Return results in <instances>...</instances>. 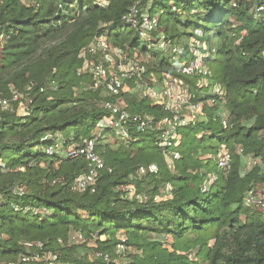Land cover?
I'll return each instance as SVG.
<instances>
[{"label": "trees", "instance_id": "1", "mask_svg": "<svg viewBox=\"0 0 264 264\" xmlns=\"http://www.w3.org/2000/svg\"><path fill=\"white\" fill-rule=\"evenodd\" d=\"M134 5L159 15V30L177 43L198 37L215 48L207 58L211 76L228 92L225 117L220 104L206 103L209 121L180 129L175 169L156 132L121 143L107 142L112 130L93 133L110 96L78 70L80 50L97 36L147 59L144 80L167 72L196 82L177 71L174 56L140 48L143 38L123 21ZM12 89L33 103L26 116L14 108L0 117V261L18 259L29 252L26 241L42 240L61 264H105L96 252L117 258L125 235L122 264H264V205L245 204L251 191L264 200V0H0V98ZM121 98L132 113L169 114L137 93L122 91ZM207 134L208 153L199 155ZM72 136L99 137L97 151L113 169L101 172L95 192L74 189L88 171L83 157L33 149ZM223 146L232 161L219 169ZM246 158L259 163L244 174ZM153 162L158 174L138 175ZM211 173L218 179L206 184ZM129 182L146 201L123 196L120 187ZM19 187L24 194L15 193Z\"/></svg>", "mask_w": 264, "mask_h": 264}, {"label": "built area", "instance_id": "2", "mask_svg": "<svg viewBox=\"0 0 264 264\" xmlns=\"http://www.w3.org/2000/svg\"><path fill=\"white\" fill-rule=\"evenodd\" d=\"M123 21L135 28L143 39L157 43L159 49L171 51L175 59L177 57L186 59L181 64L174 65L180 74L195 76L196 82L192 84L183 77L167 72L163 73L161 80L157 78H153L151 82L144 80L149 73L147 59L132 55L128 48L113 45L106 36L95 37L92 43L79 52L83 64L78 72L89 74L93 78V90H101L106 96H110L102 103L108 115L100 118L97 123L99 137H103L101 132L107 129L116 132L124 140L130 139L134 134L156 132V145L165 153L167 166L175 169L176 162L181 158V153L177 149L182 139L180 129L206 121L209 118L205 109L206 103L220 104V108L224 109L222 116L225 117L227 114L225 108L228 100L227 89L212 78L207 62V58L215 52V48L198 37L186 43L175 42L159 30V15H151L148 8L141 9L134 5L124 16ZM44 90L45 87L41 88V91ZM122 91L149 98L169 114L159 118L155 114L132 113L121 98ZM32 103V97H26L18 90L12 89L10 97L0 98V117L3 112L14 108L18 109L20 115L26 116L30 113ZM223 126L224 128L229 126L226 119H223ZM99 137H82L76 140L72 136L69 142L57 137L44 149L48 156L58 154L70 158L83 157L87 161L88 171L80 174L74 182V189L78 191L95 192L101 172L113 171L97 151ZM217 160L219 169L230 167L232 154L228 148L225 146L221 148ZM258 163L257 159L246 158L244 174L251 166ZM0 165L5 167L1 160ZM159 172L160 167L154 162L141 165L137 171L139 176ZM217 179V173H211L206 184H211ZM120 190L128 199L147 200V195L139 191L135 182L122 184ZM167 190H171V185L168 184ZM14 191L20 195L25 193L24 187ZM245 204L264 205V200L251 191L245 197ZM78 236L82 238L81 233ZM24 245L28 253L15 260L0 261V264H61L59 254L48 251L44 241H26ZM127 250V238L125 235H120L116 248L117 258L113 259L110 254L99 250L96 252V257L102 258L105 264H122L120 258L126 257Z\"/></svg>", "mask_w": 264, "mask_h": 264}, {"label": "rangeland", "instance_id": "3", "mask_svg": "<svg viewBox=\"0 0 264 264\" xmlns=\"http://www.w3.org/2000/svg\"><path fill=\"white\" fill-rule=\"evenodd\" d=\"M186 39V38H185ZM175 40V42L178 40V38H175L174 39ZM140 48L141 47H147L150 51H154V50H157V51H159L163 56H166V57H168V56H170V57H173V54H172V52L171 51H169V50H162V49H159V47H158V44L157 43H155V42H149V41H147L146 39H142L141 40V42H140ZM184 61H186V59H183V58H179V57H177L176 59H175V61H174V63H175V65H179V64H181L182 62H184ZM221 114H223L224 113V109L223 108H221ZM207 121H209V118L206 120V122ZM98 129L96 130V129H93V133H98ZM204 132H202L201 131V134H203ZM208 134L206 135V139H205V141H203L202 143H201V145L199 146V155H203V154H207L208 153V150L206 149V147L208 146V144H209V140H208ZM113 142V141H119L120 143L122 142V141H125L124 139H122L120 136H118V134L116 133V132H112L111 133V136H110V140H108L107 142ZM105 143V142H104ZM39 147H43V148H45L46 146H36V147H34L33 149H34V151H36ZM215 157V156H214ZM212 162V164L214 163L213 161H211ZM141 192V191H140ZM142 193H144V192H142ZM105 238V236H103L102 237V239H104ZM154 239H157V240H159V241H162V240H164L165 238H164V236H154L153 237ZM120 259H125V260H127L128 259V257L126 256V257H122V258H120ZM124 260V261H125ZM123 262V261H122Z\"/></svg>", "mask_w": 264, "mask_h": 264}]
</instances>
